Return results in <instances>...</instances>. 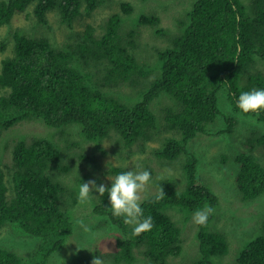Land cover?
<instances>
[{
    "label": "trees",
    "instance_id": "1",
    "mask_svg": "<svg viewBox=\"0 0 264 264\" xmlns=\"http://www.w3.org/2000/svg\"><path fill=\"white\" fill-rule=\"evenodd\" d=\"M102 2L0 0V26L10 24L14 14L27 12L31 6L37 24H47V14L56 10L60 22L72 27ZM120 9L122 13L116 11L106 18L101 34L87 24L73 42L62 45L45 36L12 31L14 47L2 58L0 69V140L6 133L9 137L12 126L35 118L58 129L75 127L82 141L113 137L115 144L127 149L159 139L152 150L154 157L170 164L183 155L184 161L179 164L181 181L160 178L157 191L143 197L144 216H151L154 224L150 232L132 236L131 226L112 216L107 193L100 197L93 192L91 197L93 214L125 233L124 238L116 239L113 261L135 264L140 260L139 248L138 254L150 263L170 264L169 257H178L184 245L182 229L169 209L181 211L188 223L195 211L211 206L215 213L206 227L193 223L199 256L188 264H217L214 257L232 249L227 234L231 228L219 226L218 196L198 176V159L188 143L209 133L219 113L218 92L224 85L229 86L235 106L241 92L264 89V71L257 66L264 61V0H192L169 42L154 47L152 59L141 49L136 52L135 26L149 24L162 33L159 17H131L134 6L129 2H121ZM128 21L132 27L126 30ZM4 44L1 42L2 48ZM163 97L171 104L157 109ZM259 119L264 120V111ZM228 121L231 125L218 132L231 131L236 122L233 118ZM244 146L236 157L235 181L241 199L251 201L264 194V165L254 154L257 146L264 149V132H251ZM3 150L0 147V163ZM12 158L10 180L7 178L13 190L10 198L0 167V229L14 224L38 240L36 249L25 254L0 244V264H48L49 256L61 249L74 228L77 173L89 172L76 168L75 154L62 151L44 137L26 142L22 135L12 149ZM260 158L264 161V155ZM107 171L117 175L126 170L111 166ZM161 187L165 196L157 202ZM260 229L231 264H264V222ZM92 259L72 264H91Z\"/></svg>",
    "mask_w": 264,
    "mask_h": 264
},
{
    "label": "rangeland",
    "instance_id": "2",
    "mask_svg": "<svg viewBox=\"0 0 264 264\" xmlns=\"http://www.w3.org/2000/svg\"><path fill=\"white\" fill-rule=\"evenodd\" d=\"M121 2H129L134 6L131 17L140 14L148 16L155 14L159 17L160 25L165 30L162 33H157L149 24L140 23L141 25L135 26L136 52L138 53L141 49L142 54L152 59L154 47L164 46L169 42L170 35L178 26V20L184 15V10L188 8L192 0H103L90 16H82L75 20L72 27L60 22L56 10H51L47 14V24H37L35 17L30 13L32 7L29 6L27 12L14 14L10 24L0 26V69L2 58L10 55L14 47L15 40L12 33L14 29H19L28 36L48 37L56 45L71 43L78 34L83 33L87 24L94 26L96 33L101 34L106 18L116 11L122 13ZM128 24L126 30L132 27L130 21ZM3 41L4 48L1 47ZM257 66L259 70L264 71V61H259ZM241 82L242 80L239 83L240 87L243 83ZM158 102L157 109L161 105L171 104V100L167 97H163ZM228 105H231V112L227 110ZM218 109V116L210 125L209 133L191 139L188 147L198 159V176L218 196L219 203L216 210L219 226L222 229L231 228L230 233L227 232L231 238V251L224 256H216L213 260L217 264H231L236 254L259 234L264 222V194L254 200L244 201L241 199L235 181L239 168L236 157L245 150L244 143L251 132H264V120L259 119V114L242 115L232 103L228 85H224L218 92ZM230 118L236 122L231 131L218 132L222 127L225 129L231 125L228 121ZM9 130V137L6 133L0 140V143L3 141L0 147L4 149L0 167L5 172L6 180L7 178L10 180L12 170V149L16 142L22 139V135L26 142L36 137L50 139L62 151L75 154L76 168L81 166L80 169L89 172L84 175L77 173L76 189L89 180H95L97 186L103 183L111 185L110 179L116 176L107 171L111 166L122 167L126 171L133 170L134 166L145 170L147 167L150 168L153 171L152 182L147 191L142 194L143 197L157 191L156 181L161 177L171 176L178 181L182 179L179 164L184 161L183 155L170 164L163 163L153 156L152 150L159 145V139L150 141L144 147L136 143L127 149L115 144L113 137L103 141L98 139L82 141L83 137L77 133L75 127L58 129L36 118L19 122ZM254 154L264 165V161L260 158L264 155V149L257 146ZM7 184L9 187L7 194L10 198L13 190L8 180ZM90 203L89 201L82 204L78 201L72 212L73 231L61 249L49 256L48 264H72L76 260H85L94 256L101 257L104 264H116L111 253L116 249V239L124 238L125 233L120 227L108 224L103 218L94 215L91 211L92 203ZM169 213L182 229L184 245L178 257H169V263L188 264L199 256L198 245L194 241L196 226L193 224V219H189L188 223L184 222L179 210L169 209ZM19 232L14 224L1 228L0 244L14 249L18 254H25L36 249L38 239L22 231V233ZM138 249L136 254L140 260L135 264H152L144 255L138 254L140 252Z\"/></svg>",
    "mask_w": 264,
    "mask_h": 264
},
{
    "label": "clouds",
    "instance_id": "3",
    "mask_svg": "<svg viewBox=\"0 0 264 264\" xmlns=\"http://www.w3.org/2000/svg\"><path fill=\"white\" fill-rule=\"evenodd\" d=\"M236 107L239 112L245 116L258 115L264 111V89H252L243 91L238 97ZM229 112L232 111L231 105L227 106ZM163 177H161L162 179ZM108 179H110L108 177ZM111 180V187L105 185L97 186L95 180L83 182L78 187L77 198L80 203H86L91 200L93 192L98 193L100 197L107 193L110 202L112 216L123 218L125 225L131 226V235L136 237L143 233L150 232L153 227L151 216H144V210L141 207L143 195L152 182L151 172L134 166L133 170L124 171L117 174ZM164 192L161 187L155 200L158 202L164 198ZM215 209L211 206H205L193 214V223L198 226L206 227L209 217L214 215ZM91 264H104L101 257H93Z\"/></svg>",
    "mask_w": 264,
    "mask_h": 264
},
{
    "label": "bare ground",
    "instance_id": "4",
    "mask_svg": "<svg viewBox=\"0 0 264 264\" xmlns=\"http://www.w3.org/2000/svg\"><path fill=\"white\" fill-rule=\"evenodd\" d=\"M109 14V13H108ZM106 17V16H105Z\"/></svg>",
    "mask_w": 264,
    "mask_h": 264
}]
</instances>
